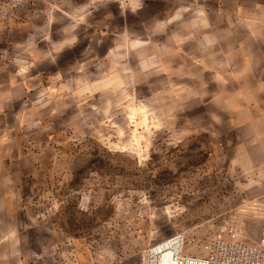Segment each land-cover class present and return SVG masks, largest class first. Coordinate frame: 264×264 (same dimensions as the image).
I'll return each mask as SVG.
<instances>
[{
  "label": "rangeland",
  "instance_id": "1",
  "mask_svg": "<svg viewBox=\"0 0 264 264\" xmlns=\"http://www.w3.org/2000/svg\"><path fill=\"white\" fill-rule=\"evenodd\" d=\"M120 3L0 0V264H146L226 224L259 239L264 82L236 6Z\"/></svg>",
  "mask_w": 264,
  "mask_h": 264
},
{
  "label": "built area",
  "instance_id": "2",
  "mask_svg": "<svg viewBox=\"0 0 264 264\" xmlns=\"http://www.w3.org/2000/svg\"><path fill=\"white\" fill-rule=\"evenodd\" d=\"M181 232L150 246L146 264H264V218L259 239L243 240V229L235 224L220 226L200 248L190 249Z\"/></svg>",
  "mask_w": 264,
  "mask_h": 264
},
{
  "label": "crops",
  "instance_id": "3",
  "mask_svg": "<svg viewBox=\"0 0 264 264\" xmlns=\"http://www.w3.org/2000/svg\"><path fill=\"white\" fill-rule=\"evenodd\" d=\"M99 1V0H92ZM121 2L120 7H123L122 1H130L139 3L146 0H108ZM232 5L236 6L237 14L234 15L235 21H232L231 28H247L248 35L251 39L247 44V65L248 69L255 70L258 76H255L256 81L264 82V0H231ZM142 9V7L138 8ZM185 13V10L184 12ZM240 17L245 19L239 20ZM259 89L263 91L264 96V83L259 84ZM258 113L264 114V100L262 106H255L254 114L256 116L254 120V126L262 124L264 127L263 119L258 117ZM4 238V236H2ZM1 239V237H0ZM6 264V263H5Z\"/></svg>",
  "mask_w": 264,
  "mask_h": 264
}]
</instances>
